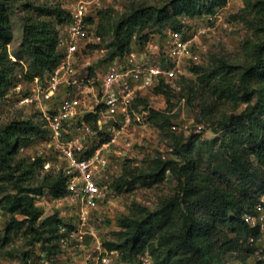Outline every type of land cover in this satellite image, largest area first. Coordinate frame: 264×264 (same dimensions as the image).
Segmentation results:
<instances>
[{
    "label": "trees",
    "instance_id": "16d2710c",
    "mask_svg": "<svg viewBox=\"0 0 264 264\" xmlns=\"http://www.w3.org/2000/svg\"><path fill=\"white\" fill-rule=\"evenodd\" d=\"M11 1L14 0H0V98L16 85L17 75L39 81L49 77L60 55L57 49L59 28L70 18L69 11L60 4L22 3L20 43L10 54L7 47L13 38L9 20ZM226 2L144 0L131 3L112 22L105 19L107 11L101 12L96 31L102 37L100 44L104 42L103 61L124 57L133 44L143 45L150 34L181 31L183 17L213 14ZM239 17L254 39L245 42L248 50L245 59L239 64L217 59L206 68L194 65L196 88H190L192 94L198 93L203 114L214 112L221 101L232 102L236 107L243 104L241 110L235 109L216 120V131L222 133L218 151L226 161L230 178L202 170L199 159L193 155L198 136L165 132L169 117L149 108L148 120L160 132L166 133L174 154L183 162L156 158L149 173L123 171L113 179L110 186L116 191L124 186L132 187L138 180L149 179V184L160 182L166 173L177 185L175 196L162 200L155 210L141 208L118 220L122 240L105 242V247L118 250L123 258H132L147 249L154 264H166L167 261L173 264H226L223 255L227 251L242 249L248 256L257 249L260 232L249 227L244 215L254 212V204L264 191V0H244ZM105 35L108 36L106 41ZM153 93L170 100L177 91L170 83L161 81ZM96 119L97 114L93 112L83 116V121L92 129L96 128ZM47 131L43 121L31 118L14 119L0 126V185L6 183L16 190L15 194L0 198V207L9 215L18 212L25 217L22 220L10 217L6 221L1 245L7 243L15 230L38 233L34 225L41 211L35 205L34 196L41 194L43 189L53 198L66 193L67 176L63 171L47 174L39 187L23 188L34 169L43 166L44 158L37 156L28 163L24 160L13 162V155L19 148L28 146L35 139H44ZM99 136L100 142L107 137ZM51 220L55 221L54 227L48 223ZM60 223L61 227L66 226L53 214L38 225L49 224V231L55 232L54 237H57ZM66 227L72 228L70 224Z\"/></svg>",
    "mask_w": 264,
    "mask_h": 264
},
{
    "label": "rangeland",
    "instance_id": "374dc122",
    "mask_svg": "<svg viewBox=\"0 0 264 264\" xmlns=\"http://www.w3.org/2000/svg\"><path fill=\"white\" fill-rule=\"evenodd\" d=\"M77 0H14L10 2L9 20L13 32V38L8 44V51L12 54L19 46L22 21L21 16L24 14L22 3L30 2L35 5H54L60 4L63 8L71 11L72 5ZM144 0H99L97 3H91L88 7L87 18L88 23H94L97 27L101 12L106 13V21L112 22L116 19L131 3H140ZM244 0H228L224 10L223 17L220 19L218 26L206 36L204 41V51L201 53L200 62L197 64L206 68L214 63L217 59H223L229 63H241L247 54L245 48L246 40L254 41L251 35V30L248 29L246 23L240 19V10L243 8ZM147 31H150L149 29ZM164 33V32H163ZM160 33V34H163ZM158 33H154L157 35ZM152 35V34H150ZM101 37V35H100ZM105 41L108 36L105 35ZM156 36H151L155 38ZM102 39V37H101ZM159 41L161 40L158 39ZM253 43V42H252ZM104 42L100 45L91 44L82 49L84 54L77 62L79 68L82 66V61L88 60V69L90 73H94L100 68H104L107 62L103 61L105 54ZM141 47L133 44L132 49L136 52L140 51ZM13 58L12 55H10ZM188 67L182 74L183 78L177 77L173 80L172 86L177 91V94L167 100L161 94H155L153 91L144 92L137 96L133 102L134 114L139 117V121L133 120L127 129L118 137V144H113L104 150V155L108 158L113 178L119 176L123 171H132L135 174L149 173L150 168L156 158L175 159L182 163V158L174 154V148L171 144V139L166 137V130L171 131L175 135L180 133L185 136L195 134L199 140L195 142V150L193 155L199 159L200 168L204 171H214L221 173L226 179L230 178V173L227 168L226 161L220 156L218 149L220 148L222 133L216 131V120L229 114L235 109L241 110L243 104L237 107L232 102L221 101L216 110L210 114H203L201 111V99L197 94H192L190 88H196V74L192 72V67ZM18 81L16 85L9 90V93L0 98V126L14 120L33 119L34 121H42V110H50L57 106L61 97L60 94L54 97H40L38 100L26 101L25 98L34 96L36 88L46 79L39 81L37 78L28 79L23 75H17ZM144 100V102H143ZM147 103V104H145ZM43 105V107H42ZM149 107L158 111L164 112L170 119L168 126L164 131L160 132L148 120V114L143 111L147 110L144 107ZM73 125H70V128ZM47 138V137H46ZM127 140L132 142L129 150L118 154L119 150L123 149V143ZM47 141V140H46ZM122 145V146H121ZM40 150H45L47 153L45 158L46 164L42 167H36L30 178L23 183V188L39 187L43 183V178L47 174H54L62 171L65 162L58 156V153L50 147H46L43 139H35L26 147L19 148L16 154L13 155V162L23 161L28 163L38 156ZM116 150L117 152H113ZM44 162V163H45ZM0 198L6 195H13L16 190L11 185L3 183L0 185ZM116 191V190H114ZM177 185L175 180L169 173L156 183L149 184V179L138 180L134 186H124L121 190H117L118 198L112 203L101 202L97 208L96 214L102 218L99 226H97L98 235L103 242H120L122 236L119 234L120 227L118 220L125 215H129L141 208L155 210L162 200L169 199L175 196ZM34 196V195H33ZM35 205L41 211L40 217L34 225L37 228V234H33L28 230H15L10 239L4 245H1L4 235L0 234V258L8 264H27L30 256L43 258H53L58 264H80L84 261L88 264L92 263L90 240L84 239L80 242L68 238L69 242L61 247L58 244L60 238L67 237L71 229L66 226L72 217H63L61 212L64 207L54 200L45 189H43L39 198L34 196ZM2 206V205H1ZM4 209V208H3ZM55 214L57 219L66 220V226L60 227L57 230V237H54L55 232H50V228L54 227L55 221L51 220L49 224L38 225L48 216ZM10 217L22 220L25 217L18 212L6 215V220ZM257 249H264V235L260 236L256 242ZM106 248V247H105ZM107 249V248H106ZM162 256V252H159ZM57 257V258H56ZM88 258V259H87ZM226 264H257L254 252L246 256L242 249L227 251L223 255ZM166 264H173L169 261Z\"/></svg>",
    "mask_w": 264,
    "mask_h": 264
},
{
    "label": "built area",
    "instance_id": "2783aa9c",
    "mask_svg": "<svg viewBox=\"0 0 264 264\" xmlns=\"http://www.w3.org/2000/svg\"><path fill=\"white\" fill-rule=\"evenodd\" d=\"M98 1L77 0L72 5L70 18L58 35L60 55L57 63L49 77L37 86L35 95L25 100L48 99L60 94V89L64 88L57 106L41 112L44 127L48 130L44 144L53 148L65 162L62 171L67 176L66 193L54 200L64 207L61 216L73 219L68 222L72 226L70 233L58 240L59 245L65 246L68 238L76 242L89 239L93 260L90 264H154L147 249L132 258H123L118 250L106 249L98 235L97 226L102 221L96 214L99 203H112L118 198L110 186L113 172L103 151L118 144L119 135L133 120L139 121L133 110L137 96L153 91L161 81L172 85L185 69L200 62L205 49L203 39L218 26L226 4L213 14L183 17L181 31L152 34L138 46L140 51L131 49L124 57L107 61L104 68L90 73L85 65L89 63L87 59L82 61L83 69L77 66V62L84 55L82 49L85 46L101 42L95 24L88 23L86 19L89 5ZM144 108L147 109L143 111L146 115L149 107ZM88 112L97 114L95 129L83 121L84 114ZM70 125L73 126L70 128ZM99 134L107 136L103 142H100ZM131 145L132 142L127 140L121 145L122 150L112 151L120 154L128 151ZM45 153V150H40L38 156L44 158ZM39 197L40 194L36 195ZM6 215L8 212L0 207L1 235L5 234ZM63 217V222H66ZM244 220L249 227L257 228L260 236L264 235V191L254 204V212L245 214ZM254 257L258 264H264V249H256ZM54 260L32 255L27 264H58ZM0 264L8 263L0 258Z\"/></svg>",
    "mask_w": 264,
    "mask_h": 264
},
{
    "label": "crops",
    "instance_id": "0c3cea01",
    "mask_svg": "<svg viewBox=\"0 0 264 264\" xmlns=\"http://www.w3.org/2000/svg\"><path fill=\"white\" fill-rule=\"evenodd\" d=\"M63 32V28H62V26L59 28V33H62ZM77 66H78V64H77ZM101 69V68H100ZM60 94L62 95L63 93H64V88H61L60 89Z\"/></svg>",
    "mask_w": 264,
    "mask_h": 264
}]
</instances>
